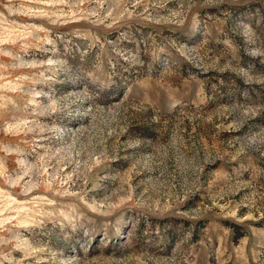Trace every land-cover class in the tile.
Masks as SVG:
<instances>
[{
    "label": "rangeland",
    "instance_id": "obj_1",
    "mask_svg": "<svg viewBox=\"0 0 264 264\" xmlns=\"http://www.w3.org/2000/svg\"><path fill=\"white\" fill-rule=\"evenodd\" d=\"M0 264H264V0H0Z\"/></svg>",
    "mask_w": 264,
    "mask_h": 264
}]
</instances>
